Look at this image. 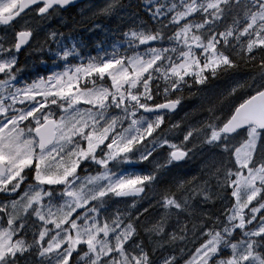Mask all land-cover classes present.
<instances>
[{
	"label": "snow or ice",
	"instance_id": "1",
	"mask_svg": "<svg viewBox=\"0 0 264 264\" xmlns=\"http://www.w3.org/2000/svg\"><path fill=\"white\" fill-rule=\"evenodd\" d=\"M68 2L23 0L14 7V0H0V10L7 11L0 17V264H179L165 247L175 239L168 221L191 216L194 200L213 196L222 205L218 214L191 221L194 243L181 250L180 259L264 264V91L249 93L250 101L231 104L222 115L210 106L204 121L189 124L176 139L160 134L188 77L203 84L207 73L232 65L226 51L232 37L246 41L248 55L264 52V0L244 10L239 34L226 27L209 30L217 15L224 18L228 5L221 0H207L199 9L185 0L167 16L169 42L183 38L184 46L162 48L155 33L142 35L148 58L89 62L28 82L19 57L34 33L16 27L22 13L36 9L44 15ZM194 19L206 36L192 34ZM7 32L10 43L3 39ZM169 51L178 59L169 58ZM229 96L240 93L233 88ZM148 140L154 151H167V167L187 159L194 141L231 162L224 165L214 155L205 162L207 179L193 175L161 187L157 175L129 172L148 158L150 153L136 155Z\"/></svg>",
	"mask_w": 264,
	"mask_h": 264
},
{
	"label": "clouds",
	"instance_id": "2",
	"mask_svg": "<svg viewBox=\"0 0 264 264\" xmlns=\"http://www.w3.org/2000/svg\"><path fill=\"white\" fill-rule=\"evenodd\" d=\"M144 7V0H69V2L62 8L56 7L51 9L44 15H39L36 9L29 11L31 14L28 19L21 20L18 26L19 30H31L34 35L31 37V42L24 49L20 55L21 59L27 58L34 63L40 61L44 66H47V60L53 58L63 60L68 53L61 49H57L55 57L49 55L45 59L43 54L47 53L54 41L60 40L66 43L79 44L78 51L84 54L85 50H90L98 41L95 39V33L100 30H115L121 34H126L133 28L136 19L139 18L141 9ZM11 32H7L3 37L7 43L11 42ZM91 39V44L89 40ZM41 53L37 57L34 54ZM264 57V52L261 53ZM248 57L247 51L244 56L236 54L232 65L222 66L225 73L224 77L220 76V69L214 73H207L206 80L203 84L195 83L193 77H188L182 85V93L180 94V102L177 109L168 117V123L161 130V135L167 134L171 139H176L182 134L183 128L188 127L189 124H195L200 121L202 113L208 107L210 100L209 93L212 89L219 87L222 83L228 86V95L233 88H241L243 84L240 81H245L251 77L252 82L248 85L249 88H258L264 90V67L259 66V71L256 73H242L239 71L240 60ZM252 56L251 59H255ZM264 60L261 61V64ZM260 64V65H261ZM230 77L231 79H228ZM187 117V118H186ZM173 125H180L181 127L174 128ZM179 142V141H177ZM153 141L148 140L145 144L140 145L137 149L136 155L142 156L145 153H150L148 158L143 160V171L152 173L158 176V182L165 180L172 170L176 167H190L195 170V164L189 166L188 161L195 155L194 149L197 147L196 142L188 145L189 155L187 159L175 162L171 167H167L169 158L167 151L153 150ZM218 198L213 196L206 200V202L217 208L219 211L220 204L217 207ZM222 215V214H221ZM207 218H215L211 213ZM220 230L223 231L225 225L218 221ZM196 233L192 230L191 236L175 235V239L171 242L177 246L180 242L187 244L190 240L194 242ZM183 248H180V251ZM175 252V251H174ZM179 264H184L183 259L175 253ZM161 264L163 262L161 261Z\"/></svg>",
	"mask_w": 264,
	"mask_h": 264
},
{
	"label": "rangeland",
	"instance_id": "3",
	"mask_svg": "<svg viewBox=\"0 0 264 264\" xmlns=\"http://www.w3.org/2000/svg\"><path fill=\"white\" fill-rule=\"evenodd\" d=\"M157 0H150L148 1L147 7L148 5L152 4L154 5L155 2ZM19 0H14V7L17 6ZM185 0H181V2L179 4L184 3ZM188 3L192 4L195 8L199 9L201 7V5H204L207 3V0H187ZM231 3L235 4V9H237L243 16L242 19L240 21L235 22L232 25L227 26V22L224 19H220L219 16L217 15V23L216 24H211L210 27H220V28H227L233 32H236L239 34L240 32V27L243 26L245 19L247 18L245 15V9L252 3H254V0H231ZM176 4V5H179ZM221 4L222 5H226L228 4V0H221ZM174 4H161L160 6L162 7H166L162 12L157 11L155 14H159V15H164V16H168L172 6ZM146 7V8H147ZM151 12V11H150ZM155 12V11H154ZM7 11L6 10H0V14H6ZM31 13H27L23 16V18L21 20L24 19H28L29 15ZM151 14H154L153 12ZM223 16L225 17L226 14H223ZM21 22V21H20ZM171 23V21H169ZM191 29H192V34L194 35H207L208 31H204L203 33H201L200 29L197 26V19L192 20L191 22ZM18 26V25H17ZM152 31V29H151ZM153 32V31H152ZM170 32H172V29H170ZM148 34H152L150 31H148L146 28H144L141 20L138 18L136 19L135 24L133 25V28L128 31L126 34H122L123 35V45L126 48L125 54H130L127 56H123V55H119V44L114 45V51L109 53L108 55H105L104 53L99 55V59H97V57H95V61L93 60H86V63H82L83 59H79L80 63H76L75 65H66V63H69V58H75V57H79V52L76 51L75 44H71V43H66L64 41H54L52 42V44L56 45V46H61V50H63L64 52H67L68 55L65 59L61 60L62 62V70H58V71H53V73H61V72H70V71H74L75 68L77 66H82V65H86L89 62H93V63H99L101 61H105V60H110V59H115V58H120L122 60H127L130 57H136V56H140L142 58H148L150 57L151 53L149 51L148 48L146 47H141V36L142 35H148ZM257 36V32L253 31L250 33V37L251 39L255 40ZM157 39V38H156ZM159 39H157L158 41ZM170 40V37H169ZM188 44H191V40L189 39L187 41ZM227 43V42H226ZM51 44V45H52ZM169 46H167L166 48L171 49L172 47H176V48H180L182 46L185 45V40L183 38H181L179 41H175L173 40L172 43L169 42ZM231 45L234 47L235 45H240L241 50H242V46H245L246 49V41H241L239 39V35L232 37L231 39ZM255 47V46H254ZM192 51L195 53L196 49L193 46ZM109 56L108 59H103V56ZM168 57L171 59H178V56L176 55V53L169 51L167 53ZM53 57H55V54H53ZM200 57L201 59H203L204 57V53H200ZM55 59V58H54ZM97 60H99V62H97ZM167 60L165 61V64H167ZM33 64H35L33 61H27L25 64V70L27 69V67L32 66ZM31 70V74L35 75V71ZM220 76L224 77L225 73L223 71V68L220 69ZM52 74V73H51ZM228 79H231L230 77H228ZM249 80L248 85L252 82L251 77H249V79L245 80V81H240L239 83L243 84V87L238 88V92L240 93L239 97H232L228 95V86L226 84H221L219 87H216L214 89L211 90V92L209 93V97L210 100L207 102L208 103V107L207 109L202 113V116L200 118V121H204L209 115L210 113L208 112V108L210 106H215L217 109V115H222L224 112L228 111V108L231 104H240L242 101H245L244 99H246L245 95L249 92H253V91H257L260 90L258 88H249L248 85L245 84L246 81ZM110 83V81H109ZM80 84L81 86H83L85 84V80L83 78H81L80 80ZM87 84L89 86L92 85V80L89 79L87 81ZM245 97V98H244ZM244 98V99H243ZM26 104L29 102H25ZM240 141V138L237 137L234 140L230 141V145L231 144H236ZM197 147L194 149V153L195 155H192L190 153V155L192 156V159L188 161L189 166L193 165V163L195 164V170H192L190 167H176L172 170V173L169 174V176L160 182V186L163 187L165 185H167L168 183L173 182L176 179H181V178H186L188 176H193V175H204V178L207 179V175H206V168H205V162L208 161L211 157H213L214 155L216 156L217 160L222 162L224 165H229L230 164V157L227 154H223L220 153L218 149H212L202 143H200L199 141L196 142ZM143 169V165L142 164H137L131 168H129V172H137V171H142ZM216 181L215 179H213L211 181V187H215ZM218 191V189H217ZM152 197V192L151 189L147 190L146 194H145V200H149ZM156 202L155 200H152V204L154 205ZM220 205V201L217 200V207H219ZM145 206H149L147 203ZM220 209V207H219ZM156 209L153 208V212H155ZM189 211L192 213L191 216H188L187 213H185V216L177 218L175 216L171 217L168 221L170 227H168L167 231L168 232H173L175 235H180V236H185L186 238L188 236H191L192 234V223L191 221H196L197 223L199 222V220L202 217H207V215L209 213L212 214L213 217H215L216 214H218L219 211H217V208H213L212 205L208 204L203 198H200L199 200H194L192 202V205L189 209ZM187 226L188 231H182V228L184 226ZM153 239H160V237H156L154 236ZM191 241V240H190ZM190 241L185 244L184 242H180V245L177 246L175 244H172L171 246L169 244H165V247L168 248L169 251L174 250L175 253L177 255L180 256V248L182 247L183 250L185 252H187L189 249L192 248V243H190ZM187 258V257H185ZM28 264H31V261L28 262Z\"/></svg>",
	"mask_w": 264,
	"mask_h": 264
},
{
	"label": "trees",
	"instance_id": "4",
	"mask_svg": "<svg viewBox=\"0 0 264 264\" xmlns=\"http://www.w3.org/2000/svg\"><path fill=\"white\" fill-rule=\"evenodd\" d=\"M150 0H144V7L141 9L139 14V19L141 20L144 28H146L148 31H150L152 34L155 33L156 38L159 39L158 46L162 48H166L169 46V33H170V27H169V20L167 19V16L155 14L159 9L160 12H162L166 7L160 6L161 4H179L181 0H157L154 5L150 4L147 7V2ZM228 6L223 8V14H226V16L223 18L228 23L227 26L234 24L237 21H240L242 19V14L235 9L234 3H228L226 4ZM147 7V8H146ZM151 11V12H150ZM155 11V12H154ZM154 14H151V13ZM216 27H210L209 30L215 29ZM152 29V31H151ZM163 30L164 37L161 39L160 37V30ZM95 39L98 41L93 47H91L90 50H85V53H88L89 56L95 55V51L99 52L100 54L104 53L105 55H108V53L113 52L114 45L119 44V54L124 55L126 48L123 45V35L117 31L113 30H100L95 33ZM89 43L91 44V39L89 40ZM79 47V44H78ZM52 48V47H51ZM54 49V48H52ZM226 51L232 56L233 59L236 58V54L239 56H244L245 54V47L242 48L240 45H235L234 47L231 45V43H227ZM262 52H256L255 59H251L252 55H248L243 60H240V71H247V72H258L259 66L262 61ZM35 55V54H34ZM36 56V55H35ZM103 56V55H102ZM109 56H103V59H108ZM27 58L21 59V65L23 62L26 61ZM31 67V66H29ZM27 67V68H29Z\"/></svg>",
	"mask_w": 264,
	"mask_h": 264
},
{
	"label": "water",
	"instance_id": "5",
	"mask_svg": "<svg viewBox=\"0 0 264 264\" xmlns=\"http://www.w3.org/2000/svg\"><path fill=\"white\" fill-rule=\"evenodd\" d=\"M23 3V0H21V2H20V4H22ZM264 91V90H263ZM247 101H250V99H248Z\"/></svg>",
	"mask_w": 264,
	"mask_h": 264
},
{
	"label": "flooded vegetation",
	"instance_id": "6",
	"mask_svg": "<svg viewBox=\"0 0 264 264\" xmlns=\"http://www.w3.org/2000/svg\"><path fill=\"white\" fill-rule=\"evenodd\" d=\"M21 57V56H20ZM20 57H19V59H20Z\"/></svg>",
	"mask_w": 264,
	"mask_h": 264
}]
</instances>
